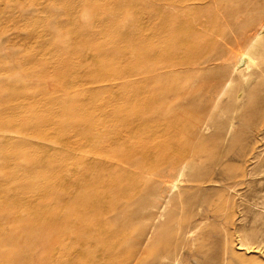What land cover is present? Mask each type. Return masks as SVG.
<instances>
[{
    "label": "bare ground",
    "instance_id": "bare-ground-1",
    "mask_svg": "<svg viewBox=\"0 0 264 264\" xmlns=\"http://www.w3.org/2000/svg\"><path fill=\"white\" fill-rule=\"evenodd\" d=\"M86 3L87 6L90 4V2ZM112 6L114 4L111 8ZM93 9L92 13L96 15L97 8L94 6ZM65 12L68 13V11ZM78 12L81 14L79 9ZM243 14L245 16L242 18ZM142 15L145 28L140 30H118L112 35L113 29H116L114 24L102 25V28L92 31L91 29L87 31L86 25L83 24L86 34L76 29V34H84L80 36V40H76L74 44L67 40L69 54L77 53L83 57V60L73 57L63 60V65L59 63L60 61L55 62L59 63V69H56L60 71L58 78L61 82L58 85L60 88L69 89V93L65 94H73L78 97V100L81 92L78 94V91L73 90L76 86L83 87L82 92L88 90L90 93L87 98H82L81 95L80 104L76 108L64 105V102H67L65 96L52 95L54 90L51 91L48 84L41 92L34 90L33 83L19 84L17 81L7 84L5 81V84H0V170L8 167L11 169L9 173L0 171V199L15 200L20 206H23L27 200L28 205L35 203L36 198L33 196L26 199L25 191L19 192L21 194L14 197L16 191L13 194L12 189L2 185L17 183L19 189L21 185L18 184L25 182V184L30 183L31 185L27 184V186L34 187V190L39 189L42 180L30 177L31 175L28 178L24 177L25 175L20 171L29 169L32 164L37 165L38 161L32 159L31 154L37 148L50 147L41 144L44 140L53 141L48 135L50 132H62L60 139L57 140L65 142L64 144L70 143L69 153H72L70 156L74 157L81 152L82 146L86 144L96 148L86 154L81 152L74 162L68 158L62 160L59 156V160L63 162L60 164L57 177H65L63 180L67 187L47 188L45 195L49 197L48 203H43L44 205L34 210L32 215L23 216L19 211L0 209V220L17 221L15 226L22 228L0 233V264H102L103 259L110 253L113 264H137L153 223L148 226L142 239L134 247H129L119 254L109 252L108 249L114 248L119 241L109 238L107 240V235L113 236L114 231L108 234L106 230L108 228L105 227L108 219L103 217V213L105 211L115 213L125 208V204L116 196L117 194L110 199L109 195L115 191L112 188V181L120 180L123 185H126L130 178V181L138 183L148 172L149 162H161L167 167L166 171L161 173L164 175L161 182L170 181L169 192H172L180 189L181 176L185 168L189 166L187 162L182 163L174 157H167L171 138L164 144L163 141L156 140V137L153 140H150L151 138L147 140L146 138H149V134L154 133L155 129L148 127L147 131H139L135 128L139 125L138 122H143L145 114L134 118V115H125L116 111L112 113L102 111L100 113L106 115L104 118L96 116L95 112H99L107 105L122 102L125 108L132 110L136 108V104L139 106L147 103L150 108L149 113L153 114L157 111L161 113L174 102L169 98L171 94L180 97L187 93L191 96L192 92L202 93L208 102L214 101V105H217L220 98L234 85L236 77L244 80L249 88L247 90H262L264 67L258 66L254 72H250V69L256 64L254 59L257 52L264 54V0H145ZM105 16L112 18L114 14L110 12ZM133 20L136 19L133 18ZM79 24H81L80 20L77 25ZM66 34V37L60 34L58 36L67 39L68 34ZM55 36L57 39V35ZM68 38L71 39V37ZM47 39L43 42H47ZM57 45L59 47V44ZM64 46L65 44H62L65 50L66 46L65 48ZM127 46H133L131 54L125 53ZM142 48L144 51L140 50ZM2 49L0 48V51ZM57 49L62 51L60 47L55 50ZM46 50L45 52L48 53L49 51ZM123 53L127 57H123ZM133 54L135 56L137 54L138 57L135 58ZM58 55L60 54L57 53ZM54 56L53 58L50 56L52 60ZM59 58L62 59L61 56ZM18 60L12 61L14 65L8 69H0V76L7 73L15 76L16 67L20 62ZM94 63L99 65L95 66ZM35 69L38 71L37 68ZM254 74L257 75L255 83L251 79ZM45 75L48 74L45 73ZM191 83H197L198 87L192 88L190 92L189 89L186 90V87ZM135 85L138 90L131 92L130 89L132 90ZM154 87L158 88V92H153L155 94L150 96L149 93ZM30 88L32 92H26ZM98 88H104L108 94L104 98H97ZM245 90L244 85L239 86L234 99L238 101L242 98ZM29 104L35 105V109L27 108ZM55 107H60V110H56ZM114 122L117 123L114 125ZM198 123L195 125H199ZM76 130H80L79 133H76ZM77 134H79L78 137ZM35 136L43 141L34 143L31 137ZM152 151L156 153L154 152V157L150 158ZM139 153L146 154L144 155L146 160H135V154ZM131 156L135 166L140 167L141 174H130L129 166L123 164L128 162ZM212 157L215 159V156ZM21 158L25 162H20ZM225 159L226 155L219 156L217 164H225ZM57 163L56 165L53 163L52 167L57 168V165L59 166ZM174 171H177V174L171 178V173ZM212 180L211 175L206 178V181ZM79 188L80 190L76 192ZM163 191L165 188L160 189V198L163 196ZM119 192L124 198H130L137 194L138 190L123 189ZM147 205L148 215H153L156 204L149 201ZM28 236L34 237V243H31V246L24 244ZM102 236L103 241L100 239ZM129 236H134L132 229H126L122 239L126 240L125 238ZM240 244L239 246L243 248L246 243ZM104 245H108L109 248L103 250ZM247 247L249 251L253 250L252 245ZM111 256L109 255V258Z\"/></svg>",
    "mask_w": 264,
    "mask_h": 264
},
{
    "label": "rangeland",
    "instance_id": "rangeland-1",
    "mask_svg": "<svg viewBox=\"0 0 264 264\" xmlns=\"http://www.w3.org/2000/svg\"><path fill=\"white\" fill-rule=\"evenodd\" d=\"M102 1L104 2L103 5ZM86 2H90V4L87 6ZM113 4L114 6L111 8ZM97 5L100 6L98 7ZM94 6L98 10L95 11L98 13H96L97 16L92 13L95 10L93 9ZM109 6L110 8H107ZM144 6L145 0H1L0 48L3 49L0 51V69L6 70L13 66L14 62L12 61L14 60L17 61L19 59L18 61L20 62H18V67H16L15 76L12 73L11 75L3 73L4 75L0 76V84H5V81L7 84L17 81L19 84L33 83V88L37 92L43 91L46 84H48V86L50 85L49 89L51 91L52 89L54 90L52 95L55 97L65 96L64 98L67 102H64V105L74 108L78 107L82 96V98L89 97V91L82 92L83 87L81 86L73 88L74 91H78V94L81 92L78 100V97L73 96V94H65L69 93V89L60 88L58 85L61 82L60 78H58L60 71L58 72L57 70L59 69V63L62 64L63 60L73 57L83 60V57L77 53L69 54L67 51V40L72 44L76 40H80V36L83 33L76 34L75 30L78 29V31L85 33L83 24L86 25L87 31L90 29L91 31L97 30L109 23L114 24L116 29H113L112 35L118 30L129 31L130 29L140 30L143 27L145 28V21L142 15ZM77 8L81 14H79ZM65 11H68V13ZM110 12L114 14V17L108 18L105 16L106 13ZM116 12L119 13L117 14ZM55 13L56 16H54ZM100 14L102 16L99 17ZM244 16L245 14H243L242 18ZM66 17H68V21ZM133 18L136 20H133ZM63 19L67 22L63 21ZM79 20L80 26L77 25ZM60 23H62V27ZM127 23H133L134 25L132 24V27V25ZM99 24L101 25L99 26ZM31 33L35 35L33 36ZM52 33H56L57 39ZM57 33L64 37H66L65 34L67 33L68 35H66L71 37V39L59 37ZM49 36L51 37L49 38ZM46 39L47 42H43ZM55 40L57 41L55 42ZM48 44L50 45L48 46ZM57 44H59L62 51L55 50L59 48ZM62 44H65V50ZM44 48L45 50L48 48L46 51L49 52L46 53ZM50 48L53 50L51 51ZM125 49L126 54H131L133 46H127ZM140 50L144 51L143 48ZM56 51L60 54L58 56H61V60L55 53ZM37 54L40 57L36 56ZM126 54L123 53L122 56L127 57ZM54 55L57 56V59ZM12 56L14 58L16 56L17 59L11 58ZM50 56L52 58L54 56V60ZM137 57L138 55L136 54L135 58ZM55 62L59 63L56 64ZM254 62L256 64L250 69V72H254L258 66L264 67V54L257 52ZM94 65L98 66L99 64L94 63ZM42 68L45 69L43 70ZM37 72L38 74L36 75ZM45 73L48 75H45ZM32 74L35 75L33 76ZM251 79L255 83L257 75L254 74ZM241 85H244L246 90L242 98L237 101L234 96ZM197 87V83H191L186 87V90L188 91L189 89L190 91ZM98 89L97 98H104L108 94V91H105L104 88ZM247 89L249 88L244 80L236 77L234 85L220 98V102L217 105H214V101L208 102V99L202 93L192 92L191 94L194 96L184 93L180 96L181 98L171 94L169 98L174 102L171 106L165 108V111L161 112L162 114L158 111L153 114L149 113L150 108L147 103H142L139 106L136 104V108L132 110L125 108L122 102L115 105H107L105 108L100 109L99 112H95L96 116L104 118L106 115L100 113L102 111L109 113L116 111L125 115H134V118L145 114L143 122L136 121L139 125L135 128L139 131H147L148 127L154 128L155 132L149 134L150 137L146 138L147 140L150 138V140H153L156 137V140L163 141L164 144L171 138L172 140L166 154L167 157H174L182 163L187 162L189 166L185 168L181 176L180 189L172 192H169L170 181L161 182L164 178L161 173H164L167 169L161 162H149L148 172L144 179L141 178L138 183L130 181V178L126 185H123L120 180L112 181V188L115 191L109 195L110 199L117 194L116 196L122 199V203L125 204V208L115 213L110 211L103 213V217L108 219V223H105V227L108 228L106 229L108 234L114 231L113 236L107 235V240L109 238L119 241V244L117 243L112 249H108L109 246L104 245L103 250L108 249L109 252L113 251L115 254H119V252L129 247H134L140 242L148 226L153 223L148 239L141 249V257L137 264H264V85L262 90L249 91ZM135 90H138L137 85L133 86L132 90L130 89L131 92ZM156 91L158 92V88L154 87L149 95L157 93ZM26 92H32L31 88L26 90ZM27 108L35 109V105L29 104ZM55 109L59 111L60 107H55ZM177 110L178 112H176ZM194 122H199V125H195ZM116 123L114 122L113 124L115 125ZM39 130L45 132L43 129ZM76 131V133H79L78 131L80 130ZM61 133V131L50 132L48 135L53 139L51 142L49 140H40L36 136L31 137L34 143L43 141L41 144L46 147L49 145L50 147L48 149H35L31 157L38 161V166L32 164L33 166L30 165L31 167L27 168V171L21 170L20 172L25 175L24 177L28 178L31 175L30 177H37L38 180H42L41 188L34 190V187L29 186L31 185L30 183H27L29 184L28 187L25 182L18 184L19 186L21 185L20 190L17 188V183L15 184L16 186L11 183H9L10 186L7 184L8 187L7 185H2L12 189V193L16 191V195L13 193L14 197H18L21 194L19 192L25 191L27 193L26 199L33 196L36 198L35 203L28 205L29 201L27 200L23 206H20L15 200L3 201L0 199V209L6 208V210L19 211L23 216L32 215L34 210L44 205L43 203H48L49 197L45 195L47 188L54 186V188L58 187L57 189H64L67 187L65 186L66 182L64 183L63 180L65 177L62 175V177H57L58 170L61 167L60 164L63 162L61 159L59 160V156L62 160L68 158L74 162L81 152L86 154L96 149L86 144L82 146L81 152L74 155V157L70 156L72 155V153H69L70 143L64 144L65 142L57 140L60 139ZM154 152L156 153V151L150 152V158L154 157ZM144 155L146 154H135V160H146ZM222 155H226L224 160L226 165L217 164L219 156ZM212 156H215V159ZM132 158L131 156L128 162H123V164L129 166L130 174H141L140 167L135 166V161ZM20 162L25 161L21 158ZM53 163L55 165L57 163L59 166L57 165V168L56 166L52 167L54 166ZM0 171L9 173L11 169L9 167L2 168ZM176 174L177 171H174L170 177L174 178ZM210 175L213 180L211 182L206 181V178ZM161 188H165V191L162 192V198H160L159 194ZM123 189H136L138 193L130 198H124L119 192V190ZM79 190L80 188L76 192ZM149 201L156 204L153 215H148L147 202ZM5 221L0 220V233L10 232L16 228L20 230L21 227L15 226L17 221ZM126 229H132L134 236H129V239L125 238L126 240H124L122 239V234ZM100 239L103 241V236ZM33 241L34 237L28 236L23 242L31 246V243H34ZM240 243L246 244L241 248L239 246L241 245ZM247 245H252L253 250L249 251ZM4 247L6 246L4 245ZM109 255L111 256V253ZM109 255L103 259L102 264L114 263L112 256L109 258Z\"/></svg>",
    "mask_w": 264,
    "mask_h": 264
}]
</instances>
